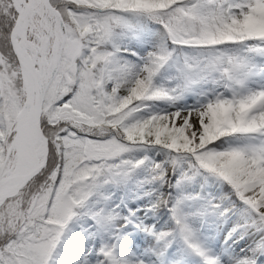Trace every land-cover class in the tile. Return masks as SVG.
I'll return each mask as SVG.
<instances>
[{
    "label": "trees",
    "instance_id": "trees-1",
    "mask_svg": "<svg viewBox=\"0 0 264 264\" xmlns=\"http://www.w3.org/2000/svg\"><path fill=\"white\" fill-rule=\"evenodd\" d=\"M49 3L60 13L65 38L40 115L47 158L12 197H25L26 220L0 234V264H32L26 244L40 237L48 225H63L51 205L65 177L71 183L67 210L75 216L86 211L84 203L90 196L98 204L108 200L118 207L141 190L154 191L147 202L156 216L153 235L166 241L179 234L187 241L185 227L197 231L201 216L206 217L210 236L225 217L236 226L241 223L246 206L233 174L250 158L243 147L250 139L223 127L225 110L216 103L202 125V145L193 149L164 123L160 111L165 107L164 90L172 84V88L185 86L184 73L196 60L213 54V45L230 56L245 54L242 41L251 30L250 22H232L219 15L217 0ZM15 16L10 0H0V128L4 134L0 160L24 98L20 68L9 42ZM132 35L148 44L143 55L125 45ZM69 40L78 44L71 61L65 50ZM111 59L122 67L141 61L145 74L131 78L122 94L103 92L101 71ZM153 133L152 141L147 140ZM171 136L173 142L165 143ZM226 153L228 161L219 165ZM81 176L88 180L76 193L72 183ZM80 247L85 251V246ZM255 252L264 253V238Z\"/></svg>",
    "mask_w": 264,
    "mask_h": 264
},
{
    "label": "rangeland",
    "instance_id": "rangeland-1",
    "mask_svg": "<svg viewBox=\"0 0 264 264\" xmlns=\"http://www.w3.org/2000/svg\"><path fill=\"white\" fill-rule=\"evenodd\" d=\"M10 2L12 4L13 0ZM217 9L220 15L224 14L235 22L251 18L252 25V19L253 23L261 19L260 28H264V0H218ZM56 19L54 30L50 32L44 46V56L52 61L56 60L57 55V48L53 51L57 33L62 38V28L58 17ZM41 20L42 16L36 12L27 24L26 37L36 45H40V37L43 36ZM45 23L49 25V20L46 19ZM261 40H264V36ZM261 40L257 37L251 47L253 53L250 62H247L249 59L238 64L230 62L221 49L212 56L207 55L198 60L192 65L190 73L184 75L187 89L167 90L172 93V101L167 99L165 107L160 111L164 123L175 134L183 137L185 146L193 149L202 145V125L208 109L216 103H220L225 110L224 128L246 133L255 140L243 145L250 158L233 174V178L238 180L236 191L246 205L239 226H235L232 219L227 217L218 226L214 236L202 239H199L191 226L185 227L184 232L193 250L209 264H263L264 261H260L259 256L253 253L258 250L264 238V127L258 124L264 120V49ZM125 45L141 55L149 47L138 37H132ZM77 47V42L67 41L65 50L70 61ZM27 49L31 53L29 46ZM52 52L54 56H50ZM35 64L38 66L37 62ZM144 74L141 61L134 66L122 67L111 59L102 68L101 89L103 92L113 90L122 94L131 78H142ZM13 92L14 88L10 86V95ZM259 104L262 106L259 107ZM3 135L0 128V136ZM154 137L153 133L146 139L152 141ZM171 138L165 139V143L168 144L169 140L172 143ZM36 145L40 146L38 139ZM35 156L39 161L41 151ZM30 158V154L15 148L10 153L5 170H13L20 160L26 163ZM228 158V153L223 154L218 164L223 165ZM64 179L51 205L57 222L61 221L63 225H48L40 237L26 244L25 251L32 264H204L199 263L196 255L186 248L178 250L176 241L169 243L153 235L150 225L155 223L156 216L145 206L155 196L154 191L141 190L135 198L125 202L127 209L121 205L113 207L109 205L110 202L98 204L90 196L84 204L85 214L77 217L70 215L67 210L66 192L71 183L67 177ZM87 180L86 176H81L74 181L72 187L76 193ZM16 194L8 196V201H5L7 198L0 201V234L9 229L11 232L22 219L26 220V199H12ZM140 218L142 220H138ZM80 246H85V251L82 252ZM252 258L254 263H250Z\"/></svg>",
    "mask_w": 264,
    "mask_h": 264
},
{
    "label": "bare ground",
    "instance_id": "bare-ground-1",
    "mask_svg": "<svg viewBox=\"0 0 264 264\" xmlns=\"http://www.w3.org/2000/svg\"><path fill=\"white\" fill-rule=\"evenodd\" d=\"M25 1L26 0H13L12 4L17 10H19ZM36 12H38L42 16L41 22H42L43 36L40 37V45H36L32 42H29L26 37V29H27L28 21L30 20L32 14H35ZM57 17H58L57 14L54 13V11L52 12L51 9L46 4V0H36L32 8L30 9L29 13L26 15L27 22L25 29L22 28L24 23L21 22L15 31L16 45L20 49L24 48V50H26L28 53L29 51L27 49V46L30 47L31 53H29V58L34 63L37 62L38 72L44 80L52 73L56 62L55 59L53 61L46 59V57L44 56V51L46 47L45 44L47 42V38L50 35V32L54 30V25L56 24ZM46 19L49 20V25H46L45 23ZM58 21H59V17H58ZM22 30H24V36H25L23 39H21V37L19 38L20 34H22ZM60 37L61 36L57 33L56 42L53 49L54 52L56 51V48L59 45ZM52 55L53 52L50 53V56ZM23 81H24L23 88L25 93V99L22 104V110L18 117L19 122H23L32 115L34 109V102H35L34 89L28 83L26 74H23ZM261 106L262 104L259 107ZM258 124L263 125L264 120L260 121ZM37 139L40 143V146L36 145ZM15 148L18 150L22 149V152L24 151V154L25 153L30 154L31 158L28 159L26 163H21L22 161L20 160L17 166L13 170H7V171L5 170L6 174L4 176L3 181L0 183V197L3 193L14 189L15 186L18 184V182L21 180V178H23V176L28 174L39 162L35 155H38L40 151L42 155V142L34 127L26 126L22 131H20L17 134L13 145V149Z\"/></svg>",
    "mask_w": 264,
    "mask_h": 264
},
{
    "label": "water",
    "instance_id": "water-1",
    "mask_svg": "<svg viewBox=\"0 0 264 264\" xmlns=\"http://www.w3.org/2000/svg\"><path fill=\"white\" fill-rule=\"evenodd\" d=\"M35 2H36V0H26L23 3L22 7L19 10H17V15L15 17L14 23L11 27L10 32H9V42L11 45L12 52L14 53V56L16 57L17 63L19 65L22 80H23V74H26L27 79H28V83L34 89L35 102H34L33 113L29 118H27L23 122L18 121V117H19V114L22 110V106L15 116L14 133H13V135H12V137H11V139H10L6 149H5L4 155L0 161V183L4 179L5 167H6L8 158L10 156V153L13 149L15 138H16L17 134L20 131H22L26 126L34 127L38 136L40 137L41 142H42V157L39 160V162L36 164V166L28 174H26L25 176H23V178H21V180L18 182V184L15 186L14 189L7 191L1 195L0 201H2L7 196H12V195L16 194L19 191V189L26 183V181L45 164L47 152H48L47 137L43 133L41 126H40V115H41L42 102H43V98H44L46 88H47L52 76L54 75L56 68H57V65H58L59 53H60V49H61L63 39H64V25L62 23V20L60 19V15L58 14V12L50 5L48 0H46V4L48 5V7L51 10H53L57 14V16L59 17V22H60V26L62 28L63 35H62V39L59 41V45L57 47L56 62H55L53 71L44 80L42 78V76L39 74L38 68L35 65V63L32 60H30L29 53L26 50H24V48H21V49L18 48V46L15 43V41H16L15 40L16 28L18 27V25L21 22H23L24 24H23L22 28L25 29L26 22H27L26 15L29 13L30 9L32 8V6ZM20 37H21V39H23L25 37L24 36V30H22V34H20L19 38ZM23 84H24V81H23Z\"/></svg>",
    "mask_w": 264,
    "mask_h": 264
}]
</instances>
